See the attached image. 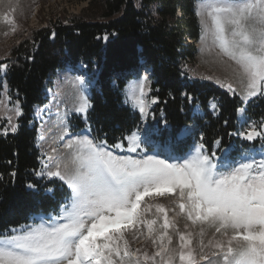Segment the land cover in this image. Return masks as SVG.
<instances>
[{"label": "snow or ice", "instance_id": "snow-or-ice-1", "mask_svg": "<svg viewBox=\"0 0 264 264\" xmlns=\"http://www.w3.org/2000/svg\"><path fill=\"white\" fill-rule=\"evenodd\" d=\"M201 7L203 13L197 14L205 17V32L211 33L223 54L241 69V100L264 97V0H207ZM6 68L0 65V69ZM147 80L145 76L138 84L139 96L135 97L141 114H146L143 97ZM76 82L75 110L87 118L91 104L83 88L84 79L77 77ZM227 88L236 94L232 84ZM20 114L17 108L16 115ZM8 123L10 129L4 128V135L17 131L18 125L12 124L10 117ZM150 131L142 133L138 128L126 137L128 151L137 153L138 158L115 155L106 141L97 143L88 136L67 142L65 147L71 150L67 156L54 160L51 167L45 165L47 172L38 175L62 181L71 190L70 199L58 219H41L0 235V264H141L139 258L132 259L135 253L129 251L125 232L146 224L151 237L157 221L144 220V198L177 190L184 201L179 208L193 224H206L229 237L226 242L210 245L217 249L211 255L219 259L209 264H264V155L259 159L244 157L223 168L214 159L215 153L210 156L203 151V144L181 157L162 156L147 150ZM239 135L248 141L264 140V126L257 130L248 125ZM160 227L165 231L159 235L158 250L152 257L145 253L144 261L199 264L191 249L185 251L191 244L185 235L179 236L178 251L167 246L172 240L167 233L170 222L166 212ZM200 234L203 236V231ZM199 259L207 256L201 252Z\"/></svg>", "mask_w": 264, "mask_h": 264}, {"label": "trees", "instance_id": "trees-1", "mask_svg": "<svg viewBox=\"0 0 264 264\" xmlns=\"http://www.w3.org/2000/svg\"><path fill=\"white\" fill-rule=\"evenodd\" d=\"M195 1L91 0V13L31 30L0 60L7 65L11 95L22 108L18 130L0 134V235L32 225L38 215H58L70 199L71 190L58 178L38 175L42 154L35 118L59 73L69 67L83 65L92 84L89 122L75 117L73 131L90 129L97 142L126 145L142 119L123 92L130 73L145 66L152 68L150 94L158 101L150 130L161 145L190 149L191 137L179 144L175 140L185 125L196 121L197 140L209 154L220 155L232 144L247 149L248 140L239 135L240 98L211 82L190 79L187 64L195 62L196 46L186 44V38L200 34ZM2 91L0 69V100ZM214 100L216 113L209 107ZM198 103L205 110L203 118L192 114ZM246 114L250 121L264 122V97L250 101ZM217 141L220 146L214 150ZM258 144L260 140L251 142Z\"/></svg>", "mask_w": 264, "mask_h": 264}, {"label": "rangeland", "instance_id": "rangeland-1", "mask_svg": "<svg viewBox=\"0 0 264 264\" xmlns=\"http://www.w3.org/2000/svg\"><path fill=\"white\" fill-rule=\"evenodd\" d=\"M90 2L91 0H0V60H3L10 49L31 30L45 28L51 23L59 20V18L69 19L75 14L87 15L91 13V11L88 10ZM202 2H207V0H196L194 7L195 14L200 24L199 37L196 39L191 37L186 38V44L192 43L196 46V60L195 62L187 64L190 79L191 81L211 82L223 90L228 91L230 94L233 93L228 90L227 85L232 84L236 89L235 95L240 98L243 105L241 108L244 110L242 118L239 117V111L241 108H239L237 114L240 132L244 131L248 125H254L257 130H260L261 126H264V122L259 125V122L250 121L246 114L248 103L259 96L251 98L248 101L241 100V95L244 92V85L240 82L241 69L235 61L230 60L223 54L218 44L214 43L211 33L205 32V17L197 14L203 13L201 7ZM178 14L179 16H183L181 11H179ZM208 19L209 23H211L210 18ZM83 69L84 66L80 65L76 68L69 67L61 71L53 88L48 90V102L36 108L35 118L40 123L38 129V147L42 154V168L40 172L46 173L48 169L45 168V165L51 167L54 160L67 156L71 150L66 148L65 144L70 140L74 141L77 137L88 136L97 142L90 129L73 131L74 124H72V121L75 117H80L86 123L89 122L88 113L90 107L87 110V118H85L84 113L75 110L77 107V77H82L84 79L83 88L89 99H91L92 94L91 79L88 73ZM130 74L132 78L128 80L127 86L124 89V100L136 111H139V107L135 101V97L139 96L138 84L143 81L145 76L148 77L147 82L144 84L143 97L146 103V114H141L139 111L142 119V124L139 129H141V132L143 133L145 130L150 129V122L154 114V109L158 103L157 99L150 94L152 68L141 67ZM153 101H155V103H153ZM213 104L215 105V108L212 107ZM209 107L211 111L216 113L218 110V102L216 100L211 101ZM17 108L21 113L20 115H16ZM192 112L194 117L203 118L205 116V110L199 103L193 107ZM21 116V104L12 97L6 79V70L3 69V91L0 100V134H3L2 130L4 128L10 129V124L8 123L9 117L11 118L12 124L18 125V130L19 119ZM196 126V121L185 125L183 128L186 132L185 136L180 137V135H178L175 140V143L179 144L191 137L194 143L190 149L183 150L182 148L184 147L181 146L172 149L169 145H161V143L153 137L154 132L151 131L147 150L153 154L160 153L162 156H184L194 147L201 144V141L197 140ZM159 132L160 130H156L155 135H158ZM8 133L13 132L9 130ZM242 139L245 138L242 137ZM259 140L260 144L257 146L251 145V142ZM248 142L249 145L247 146V149L232 144L226 148L222 154H216L214 159L218 162V166L223 168L226 164L237 162L244 157L255 156L259 159L261 155H264V140L256 138L255 140ZM119 144L122 145V147L117 148L115 146H110L107 143L106 147L115 155H131L138 158L137 153L128 151V141L126 145L123 143ZM219 146L220 144H217L216 142L214 150H217ZM203 151L210 156L212 155L208 153L206 148H204ZM42 176L48 177L46 174ZM182 202L184 201L180 199L178 190L171 194L165 193L162 196L153 193L144 198V201L141 204L142 210L147 209L144 211V220L148 221L155 219L157 223L153 226L154 230L151 237L148 235L146 224H138L132 229V231L125 232V239L128 240L129 251L135 253V255L132 256L133 260L139 258L141 264H151V262L144 261L143 256L147 253L148 256L152 257L158 250L159 235L165 231L160 227L164 221L165 212L170 222V227L167 229V233L172 240L171 245H167L168 237H165V245L178 251L180 244L179 236L183 234L186 236V239L191 240V244L185 249V251L191 249L194 255H197L199 264H209L210 260L219 259V257L211 255V253L217 251V249L210 245H214L217 241L226 242L229 237L216 233L213 228L206 224H201L200 222L193 224L192 221L187 218L186 212H181L179 204ZM160 207L164 208L165 212L157 211ZM60 214L61 211L56 216L38 215L35 219L37 222L34 223H38L41 219L54 221L58 219ZM25 227L18 230H22ZM201 231H203V236L200 234ZM153 239L157 240L156 244L152 242ZM201 241H203L204 244L203 249H201ZM201 252L207 256V259H199V254H201ZM155 259L156 261H159L160 257H155ZM174 264H179L178 260H176Z\"/></svg>", "mask_w": 264, "mask_h": 264}, {"label": "bare ground", "instance_id": "bare-ground-1", "mask_svg": "<svg viewBox=\"0 0 264 264\" xmlns=\"http://www.w3.org/2000/svg\"><path fill=\"white\" fill-rule=\"evenodd\" d=\"M243 115H244V112L239 111V117L242 118ZM185 134H186V132L183 130V131H181V133L179 135H180V137H183V136H185Z\"/></svg>", "mask_w": 264, "mask_h": 264}, {"label": "water", "instance_id": "water-1", "mask_svg": "<svg viewBox=\"0 0 264 264\" xmlns=\"http://www.w3.org/2000/svg\"><path fill=\"white\" fill-rule=\"evenodd\" d=\"M142 63H144V61H142Z\"/></svg>", "mask_w": 264, "mask_h": 264}]
</instances>
